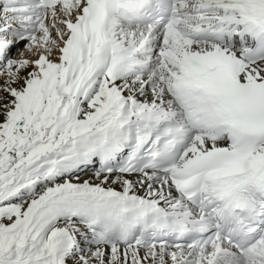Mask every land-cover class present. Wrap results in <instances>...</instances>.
Returning a JSON list of instances; mask_svg holds the SVG:
<instances>
[{"label":"snow or ice","instance_id":"snow-or-ice-1","mask_svg":"<svg viewBox=\"0 0 264 264\" xmlns=\"http://www.w3.org/2000/svg\"><path fill=\"white\" fill-rule=\"evenodd\" d=\"M0 264H264V0H0Z\"/></svg>","mask_w":264,"mask_h":264}]
</instances>
